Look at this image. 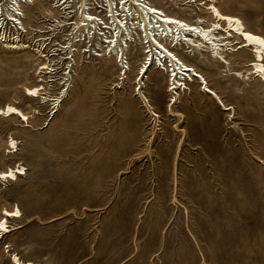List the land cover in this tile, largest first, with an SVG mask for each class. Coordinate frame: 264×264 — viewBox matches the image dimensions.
<instances>
[{"label": "rangeland", "instance_id": "rangeland-1", "mask_svg": "<svg viewBox=\"0 0 264 264\" xmlns=\"http://www.w3.org/2000/svg\"><path fill=\"white\" fill-rule=\"evenodd\" d=\"M1 1L8 7L10 0ZM36 1L24 9L27 28L35 29L25 39L29 48L0 43V108L12 105L28 117L24 123L0 116V172L24 169L18 181L0 183V220L4 209L23 214L9 219L13 228L0 242V264H13L14 254L36 264H264L261 79L252 75L243 83L180 52L233 109L222 111L197 83L187 82L181 103L172 107L183 117L177 130L180 117L168 110V74L153 68L145 82L161 122L154 137L155 123L134 92L149 51L132 40L131 71L123 76L107 44L97 45L104 37L92 34L86 47L85 31L74 48L69 97L52 120L56 98L67 89L64 47L78 17L72 13L69 24L58 27L65 20L60 12H44L53 3ZM70 1L76 10L78 0ZM217 1L264 37V0ZM149 2L191 19L192 7L181 1ZM90 4L89 12L107 23L97 1ZM41 48L53 61L46 75ZM234 59L236 70H249V53ZM38 85L50 102L26 94Z\"/></svg>", "mask_w": 264, "mask_h": 264}, {"label": "bare ground", "instance_id": "bare-ground-1", "mask_svg": "<svg viewBox=\"0 0 264 264\" xmlns=\"http://www.w3.org/2000/svg\"><path fill=\"white\" fill-rule=\"evenodd\" d=\"M10 1L7 7L3 6L0 0V43L6 49L27 50L29 46L25 39H28L30 34L28 30L34 31L35 29L27 28L24 9L36 7L38 1ZM50 1L53 3L51 8L44 10V12L51 16L58 11L61 17L65 19L59 22L58 27H66L69 24L66 20L70 18L72 13H76L78 17L72 32V38L69 39V46L64 47L68 49L64 60L67 61L65 71L69 70V73L62 80H64V88L67 89L62 91V96L56 98L54 103L55 114L52 120L69 97L71 71L76 64L74 48L81 45L80 43L83 41H88L86 46L88 47L92 43L91 35L94 33L104 37V41L97 38V45L103 47L104 44H107L109 57L121 64L120 67L124 70L123 76L128 75L131 71L127 56L132 40L135 42L139 38L144 50L149 51L138 68L136 78L138 82L135 83L134 92L155 123L154 137L156 136V127L161 122L158 120L159 115L155 113L147 97L145 82V80L148 81V75L153 68L168 74V90L171 93L168 110L176 119L178 116L180 117L175 126L177 130H180L179 125L182 123L183 117L178 112L173 111L172 107L181 103V93L183 89H187V82L197 83L200 91L213 99L222 111L226 112L233 109L224 103L196 65L188 62L180 52L198 59L201 64L221 66L228 75L241 80L243 83L249 81L252 75H255L264 84V37L251 31L241 18L224 13L218 6L217 0H201L200 2L198 0H173L181 1L192 7L190 20L170 15L166 12V9L150 3L149 0H96L98 4L96 8L97 10L100 8L101 12L105 13L107 23H104L103 20L100 21L99 18L89 12L90 2H94V0H78L76 10H73L74 1ZM83 32L86 33V36L82 41ZM42 48L38 52L41 58L45 59L41 71H44L43 74L46 75L49 74V71H53V66H51L53 61L49 55H46L45 49ZM242 53H249L250 61L247 64L249 70L239 71L235 69L240 63L234 59V56ZM126 78L128 79V77ZM44 81L45 79L42 80V82ZM43 90L45 89L38 85L26 88V94L31 98L38 99L40 103L50 102L48 96L41 92ZM9 108H16L17 113L8 112ZM0 116L10 119L18 118L22 122L28 123V117L12 105L0 108ZM24 117H27V119H24ZM17 145L18 142L11 139L9 149L15 150ZM9 172L12 173L15 179L11 177L0 179V183L4 180L18 181L19 176L24 173V169L19 165L15 169H8L7 172H0V176H6ZM17 212H19V215L15 214ZM5 213H11V215ZM22 217L23 214L19 209L14 212L7 209L2 211L0 242L12 232L13 227L9 226V219H21ZM11 259L13 264H36L32 261L22 260L16 254L12 255Z\"/></svg>", "mask_w": 264, "mask_h": 264}, {"label": "snow or ice", "instance_id": "snow-or-ice-1", "mask_svg": "<svg viewBox=\"0 0 264 264\" xmlns=\"http://www.w3.org/2000/svg\"><path fill=\"white\" fill-rule=\"evenodd\" d=\"M34 94V93H33ZM8 112L10 113H17V109L16 108H9ZM24 119H27V117H24ZM8 177H11L12 179H15V177L12 175L11 172L7 173L6 176H0V179H6ZM6 215H11V213H5ZM16 215H19V212L15 213ZM0 227H2V224H0Z\"/></svg>", "mask_w": 264, "mask_h": 264}]
</instances>
